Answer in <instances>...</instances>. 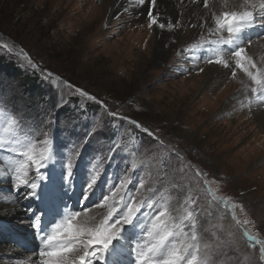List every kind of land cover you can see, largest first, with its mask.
I'll return each mask as SVG.
<instances>
[{"label": "rangeland", "instance_id": "rangeland-1", "mask_svg": "<svg viewBox=\"0 0 264 264\" xmlns=\"http://www.w3.org/2000/svg\"><path fill=\"white\" fill-rule=\"evenodd\" d=\"M104 2L0 0V169L8 181L0 177V264H14L9 254H18V261L41 264V244L28 227V217L31 210L42 209L39 198L50 199L46 193L53 174L66 185L63 164L74 150L81 151L69 189L73 209L79 210L85 186L99 173L89 202L107 191L109 200L91 209L104 216L116 203L118 212L127 203L140 207L143 214H138L137 227L128 230L135 239L145 236L144 245L150 246L139 220L148 223L164 212L159 229L172 233L166 254L176 251L184 257L180 264H187L193 255L196 264H264L260 255L264 149L259 152L261 140L250 125L240 132L237 125L241 122L242 128L246 119L251 121L256 106L248 97L234 112L221 113L219 106L211 108L215 98L203 91L207 67L213 65L208 60L223 57L222 45L214 43L219 38L211 41L212 50L202 51L197 59L188 39L194 33L190 27L181 50L169 54L160 66L153 46L141 50L155 26L135 20L129 9L118 17H103L100 23L83 16L91 3ZM231 63L234 67V58ZM233 67L225 71L227 79L233 71L236 75L244 71ZM252 70L255 75L257 68ZM26 76L39 82L35 90L24 82ZM259 78L264 80V75ZM68 83L97 100L80 97L67 88ZM214 83L205 90L215 91ZM258 86L264 90L257 84L256 92ZM108 111L136 120L153 136L107 115ZM252 139L257 141L250 147L247 143ZM50 147L57 162L42 169L49 180L37 190L38 196L25 195L30 189L13 187L10 177L16 172L8 169L19 168L21 175L27 169L29 179L34 175V166L27 168L30 162L22 153L39 160ZM85 177H89L87 184ZM77 181L84 185L80 195L75 190ZM5 195L11 197L9 202L3 201ZM193 209L194 221L189 216ZM82 214L75 219L78 224L86 221ZM131 262L135 264L134 259Z\"/></svg>", "mask_w": 264, "mask_h": 264}, {"label": "snow or ice", "instance_id": "snow-or-ice-1", "mask_svg": "<svg viewBox=\"0 0 264 264\" xmlns=\"http://www.w3.org/2000/svg\"><path fill=\"white\" fill-rule=\"evenodd\" d=\"M140 4H148V10L146 12L148 27L153 28L157 25L160 29H164L166 24L159 22L157 19V13L154 12L153 7L157 5V0H139ZM228 0H225L227 4ZM203 7L208 9V0H202ZM245 7H251L256 9L255 4L249 5V0H245ZM240 5H236L234 9L223 11L220 14L213 13L215 17L216 32L224 33L226 36L221 35L218 41L214 43H222L227 45L229 51L226 57H219L215 60L209 59V64H215L222 66L225 69H230L233 65L230 63L231 59H235L234 67L244 70L250 77L253 83L264 86V80L260 79L258 75H254L245 64H248L251 68H255L256 64L246 55V48L252 43V40L244 39V33L253 27H264V0H260L258 5L259 11L254 14L252 10H240ZM167 27L171 28L172 24H167ZM264 38V33L260 34V37ZM51 73L48 74L51 77ZM232 76L236 73L233 71ZM260 75H264L261 73ZM69 90L74 91L75 94L80 97L86 98L89 101H96L97 98L94 95L89 94L81 87H73L71 83L67 84ZM252 92H256V88L252 89ZM107 115L126 120L128 124L133 125L135 128L141 129L148 136H153V133L145 126H142L136 120L127 117H117L116 113L108 111ZM47 143V140L45 141ZM81 150H74L66 156L63 167L65 169L64 182L68 188L71 189L73 169L76 164L77 158L80 155ZM27 155L30 162L27 166L28 169L34 166V175L32 179H29V171L26 169L21 175V171L18 168L16 174L10 177L11 183L19 191L20 189H30V192L25 195H31L32 197L38 196V189H42L45 185L44 181L49 180V176L45 175L43 170H47L51 165L57 162L55 151L50 147L48 154L42 156L39 160H34L31 155ZM21 167H25L21 165ZM99 173L92 175L90 183L82 195V201L79 210L72 209L68 212V205L64 204L63 208L58 203L52 206L46 204L44 209L37 212H32L28 217V227L33 229L34 235L39 239L41 247L39 249V257L41 264H95L96 261H105L106 256L112 253L117 244L122 241H126L132 245L129 251L135 255V264H180L184 257L169 253L168 256L163 255V251L166 249V242L168 237L172 235L170 232H164L163 234L157 233L158 239L150 246L142 245L139 240L130 241L125 236L129 227L136 228L135 223L138 218V214L142 215L140 207H134L132 203L124 205L123 211H117L118 205L113 204L107 213L99 222L90 224L88 221H84L82 224H75L74 221L77 217H80L82 213L93 207H101L105 202L109 200L108 193L97 199L90 201V195L94 192V187L99 179ZM200 176L199 173L196 174ZM119 190V189H117ZM196 209H193L189 213L192 221L195 220ZM49 213H54L58 219H54L51 222V226L46 227L43 223V217ZM165 215L164 212H159L156 216V220L159 221L160 217ZM149 235L152 232L149 231ZM192 239L195 240L196 236L193 235ZM252 237L248 236V240L252 241ZM261 259L264 260V247L260 249ZM196 256H192L191 260L187 261V264H196Z\"/></svg>", "mask_w": 264, "mask_h": 264}, {"label": "bare ground", "instance_id": "bare-ground-1", "mask_svg": "<svg viewBox=\"0 0 264 264\" xmlns=\"http://www.w3.org/2000/svg\"><path fill=\"white\" fill-rule=\"evenodd\" d=\"M93 3H95V2H93ZM208 3H209V8L206 9L203 7L202 0H157V5L153 7V10L155 13L158 14L157 15L158 23L164 22L166 24V27L164 29H160L158 24L155 25V29L152 31L151 34H149L150 37L144 41V46H143V49H141V50L149 51V48H152V46H153L155 48V61L160 66H164L169 54H171L173 52H177L178 50H181V47L183 46V44H182L183 40L187 39V37L189 36L188 35L189 32L187 30H188V28L191 27V29L194 30V33H191V37L188 39H190V41H193L192 44L194 45L193 46L194 47V50H193L194 56L197 59H200L201 58L200 54L202 53V51L212 50V48H213V47L211 48V46H212L211 41L212 40L218 39L221 35H224V36L227 35L226 32L219 33V32L215 31L216 25H215V17L213 16V13L218 15V14L222 13L223 11L234 9L236 5H240L241 11L252 10V11H254V14H256L259 11L258 5L260 3V0H249V5L255 4L257 6L256 9H252L251 7H245L244 6L245 0H228L227 4H225V0H208ZM91 4H90V7H88V10L85 11V15H83V16L95 17L93 19L94 23L101 20V18L103 20V17H111V18L112 17H118V15L121 14L126 9H129L131 11L130 12L131 17H135V20L147 21L146 12L148 10L149 5L148 4L142 5V4H140L139 0H105L104 3H102L98 6H95V4L94 5H91ZM73 16H74V14H73ZM99 23H100V21H99ZM167 24H172V27L171 28L167 27ZM94 25H96V24H94ZM187 32H188V34H187ZM261 33H264V27H259V26L253 27L244 33V39L245 40H248L249 38L252 40V43L246 48V55L248 57H251V59L255 62L256 68H257V71H255V75L257 74L258 77H261L262 75H260V74L264 73V56H263V54H264V38H258V37H260ZM190 41H188V42H190ZM220 44L222 46H220ZM220 44L218 46H220V48L223 51L222 52L223 57H226V55L228 53V49H227L228 46L223 45L222 43H220ZM152 50H153V48H152ZM230 63H231V61H230ZM207 68H208V73L206 75H204V78H203L204 88L207 89L210 86H212L213 85V84L211 85L212 81L215 82L214 84H216L213 88L217 87L215 89V91L214 90L211 91V89H209V90L204 89L203 90L206 97L208 96L209 98H211V97L215 98L213 102H210L211 108L212 107L217 108L219 106V110L221 111V113L228 112V111L234 112L235 111L234 107L239 105V103H241L242 101H244L248 97L251 98L252 102L255 104L256 107H255V110H253L255 117L254 118L252 117L253 119L251 121L250 120L248 121V119H246V122L244 123L246 125L242 128H240V125H243V124H241V122H239L237 125H239V129H238L239 132H240V129H241V131L243 129L247 130L249 125L252 127L251 130H253L255 132V134L257 135V140L258 141L261 140L259 142L260 144H258L259 146L257 145L258 147H261V150L259 152H263V149H264V139H263L264 138V107H263L264 106V90H260V86H258L257 92H255L256 94L253 93L252 89L255 88V86L257 84L253 83L250 80L249 75L245 71L238 72V74L235 77L233 76V77L227 79L225 76L226 75L225 71L228 69H225L222 66L215 65V64L210 65V66L208 65ZM233 68L235 69V67H233ZM246 68H248L249 71L254 72V70H252L253 68L251 69L249 66H247ZM234 85H240V87L239 88H233ZM229 93H231L232 95L231 94L229 95ZM257 93H260L259 97L257 96ZM228 95H229L228 99L223 101L224 98L226 99ZM261 97H263V98H261ZM205 111H207V110H205ZM240 111H243V110H240ZM245 131H243L242 135L247 134ZM247 132L249 133V131H247ZM257 140L252 139L247 144H249V146L251 147V145L254 144L255 141H257ZM250 150L251 149L249 148V151ZM256 153L253 154L254 157H257ZM249 154H251V153H248V157H250ZM153 156H154V153H153ZM6 159L16 160L15 158L9 157V156H7ZM53 168H55V166ZM15 169H17V168H15ZM2 173H3V170L0 169V177L3 178L4 182L5 181L8 182L6 175H2ZM85 178L87 179V181H86V184H87L89 181V177H85ZM81 186H84V185L83 184L81 185L78 182V186H77V188H75V190L78 192L79 195L83 193L80 189ZM13 187H14V185H13ZM106 193H108V195H109V191H107ZM46 195H48L50 197V199L44 200L42 198H39L37 200L38 203H42V205H41L42 209L45 208L46 204H48L49 206H52V205H55L57 203L59 205H61V208H63L64 204H67L68 205V212H70L73 209L71 207V205L69 204V199H70L71 195H70L69 188H68L67 184L64 185V184L60 183V181L57 179V176L55 174H53L51 182H49V188H48ZM10 198L8 197V195H5L3 197V201L9 202ZM116 205H118V204L116 203ZM95 208L90 209L88 212H84L82 214V216L86 217L85 220L88 221L90 224L99 222L103 216V214H97L95 211L97 208L96 209ZM150 208L151 207L147 208V211L150 210ZM8 209L10 210V212H13V210H14L11 207H9ZM17 210H19V209H17ZM108 212H109V210L105 213L104 216H106ZM49 214L51 215V217L53 219H58V217H56L54 215V213H49ZM141 220H139L140 226H141V228H143L146 231V233L148 235L147 244L151 245L152 243H155L156 240L158 239L157 233L163 234L165 232V230L159 229L160 228L159 227L160 219H159V221H157L156 216H155L154 220L152 219L148 223L141 221ZM76 222L77 223H75V224H78V221H76ZM8 225H9L8 223L5 224V226H8ZM149 231L152 232V235H149ZM125 236L130 241H137L138 240V239H135L136 236L132 235L130 230H128L126 232ZM138 237H141V236L139 235ZM139 242L142 245H144L145 236H143L142 239L139 240ZM130 246H132V245H130L127 242V240L122 241L120 244H117L116 249L112 253H110L109 255L106 256L105 261H96L95 264H132L131 259L135 260V255L129 251ZM179 250H181V249H179ZM171 252H172V249H171ZM169 253L166 254V249L163 251L164 256H168ZM172 253L178 255V253L176 251L172 252ZM9 256L12 259L10 261H13L14 264H30L28 260L22 259V260L18 261L17 260L19 257L18 254H15V255L9 254ZM30 256H32V255H30ZM15 258H17V259H15Z\"/></svg>", "mask_w": 264, "mask_h": 264}, {"label": "trees", "instance_id": "trees-1", "mask_svg": "<svg viewBox=\"0 0 264 264\" xmlns=\"http://www.w3.org/2000/svg\"><path fill=\"white\" fill-rule=\"evenodd\" d=\"M13 68V67H12ZM24 82L27 84V86L32 89L35 90L36 86L39 85V82L37 84V80L36 79H31L28 76L24 77ZM38 88V87H37ZM40 88H38L39 90ZM42 93V92H41Z\"/></svg>", "mask_w": 264, "mask_h": 264}]
</instances>
